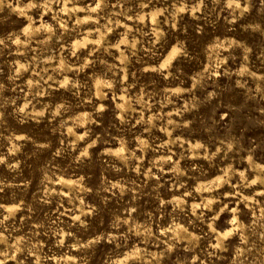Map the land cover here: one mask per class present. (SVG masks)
<instances>
[{"label": "clouds", "instance_id": "clouds-1", "mask_svg": "<svg viewBox=\"0 0 264 264\" xmlns=\"http://www.w3.org/2000/svg\"><path fill=\"white\" fill-rule=\"evenodd\" d=\"M0 264H264V0H0Z\"/></svg>", "mask_w": 264, "mask_h": 264}]
</instances>
